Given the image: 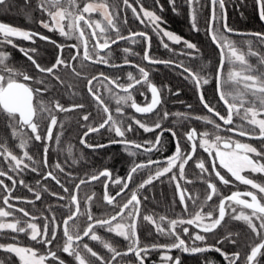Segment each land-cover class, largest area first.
I'll list each match as a JSON object with an SVG mask.
<instances>
[{"label":"snow or ice","instance_id":"obj_1","mask_svg":"<svg viewBox=\"0 0 264 264\" xmlns=\"http://www.w3.org/2000/svg\"><path fill=\"white\" fill-rule=\"evenodd\" d=\"M246 3L166 0L210 38L213 65L197 43L168 30L162 0H0V11L18 8L41 29L0 21V264H157L153 254L159 264H184L185 255L217 264L211 252L224 264H264V32L229 23V9L243 16ZM253 6L264 22V0ZM154 38L167 58L153 54ZM161 65L187 82L203 114L179 99L185 111L168 110L182 88L154 81ZM213 82L215 102L206 96ZM71 120L82 132L78 152L64 147ZM141 131L150 138L129 139ZM168 143L174 150L163 155ZM113 145L130 158L124 175L86 160L84 149ZM52 151L67 154L50 162ZM95 184L99 197L88 191ZM165 184L168 211H146ZM237 222L243 243L231 230Z\"/></svg>","mask_w":264,"mask_h":264},{"label":"trees","instance_id":"obj_2","mask_svg":"<svg viewBox=\"0 0 264 264\" xmlns=\"http://www.w3.org/2000/svg\"><path fill=\"white\" fill-rule=\"evenodd\" d=\"M13 2L17 5H22L23 0H13ZM35 3V0H33ZM149 3H151V0H148ZM162 2H165L166 11L163 13L164 18L167 20L166 27L168 30L173 31L174 33H177L186 39L191 40L192 42H195L198 44L199 48L201 49V52L203 53L205 60H212L213 65L218 63V54L217 49L215 46L211 43L210 38L205 34L204 31H201L199 33H195L190 30L189 26V20L186 15V10H181L180 15H175L172 13V11L167 7L166 0H162ZM240 11L244 12V15L241 16L239 14V11L237 9L230 8L229 9V23L232 27L235 29H238L240 31H261L264 32V22H261L258 19L257 13L255 11V8L253 6V0H247L246 6L241 9ZM35 19L39 18V14H35ZM1 20L5 22H9L10 24L14 26H20L23 28H36V24L33 22H30L26 19V17L21 14L18 10V8H13L11 11H9V16L6 18L0 17ZM203 27V25H201ZM133 30L140 29V25L137 23L132 24ZM38 30H41L38 28ZM45 31V34H48ZM236 39H238L236 37ZM41 43V49H42V55L45 56L48 60H51L54 54L53 49L51 46L45 45L42 42ZM137 51L140 49L137 48ZM153 54L161 57V58H167L168 53L159 45V42L154 38L153 39ZM159 71L153 73V79L158 84H164L169 83L173 86V88L179 86L182 88L181 96L178 98H171L169 103L167 105H170V111L176 110V106L178 103L174 102V99L184 100L186 103H191L195 106H198L196 103V98L192 93L191 87L187 84V82L181 80L177 75H175L171 70L164 68L162 65L158 66ZM131 70V69H127ZM206 96L208 99L213 98L215 96V82L212 84L206 86ZM180 105V104H178ZM181 106V105H180ZM82 134V132L78 129V127L75 124V120H71L67 122L66 124V130H65V136H64V147L66 148L68 144H72L75 146L74 150L79 151L82 146L79 145L78 140L79 136ZM147 136V134L140 133L139 138H144ZM130 139V138H129ZM103 138L100 136H94L91 138V142H102ZM55 148V145L53 146ZM112 150V149H111ZM111 150H99L95 154H93L90 150L84 149L85 156L87 162L91 163L97 168L103 167V166H114V151ZM66 152L61 153L59 156H57L55 151H52L50 153L49 159L50 162L60 159L63 160L66 156ZM112 156L111 159H109V156ZM77 169H80L81 166L77 165ZM84 171H89L88 168L82 169L79 174L83 175ZM27 181L29 183H34L36 177L35 174L28 175L26 177ZM92 191H95L97 193V196L99 197L102 195L101 185L95 184L90 187L89 194H91ZM156 195H157V201L158 203H150L146 207L147 210H154L157 213H165L168 211V201L172 195V189L169 188L166 184L165 185H158L155 189ZM163 192V195H160V193ZM17 195L21 194L20 192L16 193ZM25 195H28L31 197L30 193H24ZM48 202H51L50 200ZM39 205V202H37ZM179 207L177 206L176 211L179 212ZM97 214H99L97 210ZM142 239L144 238V233L141 234ZM118 239V247L123 248L125 245V242L122 239ZM209 243H213V240H211V237L209 238ZM25 243H27L25 241ZM227 247V246H226ZM229 251H231V248H228ZM243 251L244 249H240ZM176 252H173V255H176ZM208 256L210 258H213L217 261V264H224L222 261V258L219 256L218 253H208ZM152 260L157 261V264H159V254H153L151 257ZM184 264H200V258L195 256H184Z\"/></svg>","mask_w":264,"mask_h":264},{"label":"flooded vegetation","instance_id":"obj_3","mask_svg":"<svg viewBox=\"0 0 264 264\" xmlns=\"http://www.w3.org/2000/svg\"><path fill=\"white\" fill-rule=\"evenodd\" d=\"M1 16L3 18H6L7 16H9V12L4 13V12L0 11V17ZM0 21H3V20L0 19ZM3 22H5V21H3ZM36 28H37L36 30H38L37 25H36ZM53 38L60 39L59 37H56V36H54ZM23 44H24V46H28L27 42H23ZM9 50L12 51L14 60H15V62L18 65H22V64L25 63V58H23L22 55L19 52L15 51V50H11V49H9ZM213 98H210L209 100H213ZM137 99H138L139 102H142V98L137 97ZM175 100H177V99H174V101ZM213 102H215V101L213 100ZM167 108H168V110H170V105H167ZM175 108H176V110H174V111H185V109H184V107L182 105L180 106V105L177 104V106ZM194 110H195L196 114H203V110L199 106H195ZM138 118H139V116H138ZM165 123L167 124L168 122L166 121ZM192 126L199 127L201 130H203L202 126L199 125L198 122H194ZM165 135H166L167 140H171L170 136H168L167 134H165ZM129 138L130 139H139V137H136V136H130ZM144 138H150V137L147 135ZM107 139H108L107 136L103 137V141L101 143H106ZM166 148H167V150L163 153V155H170L171 152L174 150V145L171 144V143H168L166 145ZM104 150L114 151V157H115L114 166H112V167L108 166V167L113 168L114 170H118L121 175H124L126 173L127 169H128L130 158L127 156L126 153L121 151V146L113 145L111 148L104 149ZM201 154L202 155H206V154H203V153H201ZM153 158H155V157H153ZM140 159H143V158H140ZM6 183H10V182L6 181ZM245 187L246 186L241 185L240 186V190L243 191L245 189ZM101 190L103 191L102 186H101ZM233 190H235V189H233ZM88 191H90V189ZM231 230L234 231V232H236V231L241 232V234H242V243H243V240L246 238L243 235L244 232H245L244 226L237 222V223H235L234 225L231 226ZM211 240H213V239L211 238ZM241 249H243V248H241ZM222 261H223V258H222Z\"/></svg>","mask_w":264,"mask_h":264},{"label":"rangeland","instance_id":"obj_4","mask_svg":"<svg viewBox=\"0 0 264 264\" xmlns=\"http://www.w3.org/2000/svg\"><path fill=\"white\" fill-rule=\"evenodd\" d=\"M95 18H99L98 16H96V14H94ZM234 39H236V37H233Z\"/></svg>","mask_w":264,"mask_h":264}]
</instances>
